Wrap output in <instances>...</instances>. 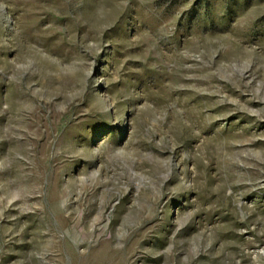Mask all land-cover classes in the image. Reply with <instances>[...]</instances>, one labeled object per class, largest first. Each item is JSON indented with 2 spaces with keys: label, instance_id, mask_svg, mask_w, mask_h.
<instances>
[{
  "label": "rangeland",
  "instance_id": "1",
  "mask_svg": "<svg viewBox=\"0 0 264 264\" xmlns=\"http://www.w3.org/2000/svg\"><path fill=\"white\" fill-rule=\"evenodd\" d=\"M0 264H264V0H0Z\"/></svg>",
  "mask_w": 264,
  "mask_h": 264
}]
</instances>
